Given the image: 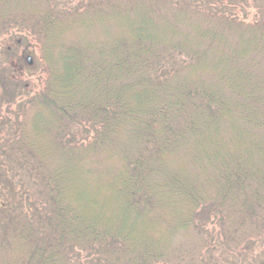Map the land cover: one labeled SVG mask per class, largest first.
Listing matches in <instances>:
<instances>
[{
  "label": "trees",
  "instance_id": "1",
  "mask_svg": "<svg viewBox=\"0 0 264 264\" xmlns=\"http://www.w3.org/2000/svg\"><path fill=\"white\" fill-rule=\"evenodd\" d=\"M11 33L47 76L6 96L0 264H264V0H0Z\"/></svg>",
  "mask_w": 264,
  "mask_h": 264
},
{
  "label": "rangeland",
  "instance_id": "2",
  "mask_svg": "<svg viewBox=\"0 0 264 264\" xmlns=\"http://www.w3.org/2000/svg\"><path fill=\"white\" fill-rule=\"evenodd\" d=\"M2 46L8 47L9 52L3 53ZM9 66L16 69L15 75ZM46 68L45 62L39 57L38 47L32 37L28 36L27 40H24L18 34L11 33L0 38V150L5 148V143L8 144L12 137L11 126L16 118L11 112H17L23 102L19 97L12 104L8 102L6 96L16 90V80L20 85L16 94L25 92V94L33 95L39 92L47 76Z\"/></svg>",
  "mask_w": 264,
  "mask_h": 264
},
{
  "label": "water",
  "instance_id": "3",
  "mask_svg": "<svg viewBox=\"0 0 264 264\" xmlns=\"http://www.w3.org/2000/svg\"><path fill=\"white\" fill-rule=\"evenodd\" d=\"M27 62H29V58H27Z\"/></svg>",
  "mask_w": 264,
  "mask_h": 264
}]
</instances>
